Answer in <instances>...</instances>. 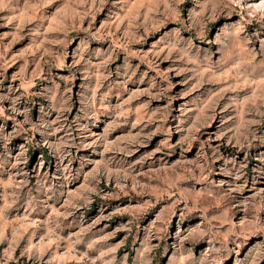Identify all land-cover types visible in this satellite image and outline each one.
<instances>
[{"label": "rangeland", "instance_id": "obj_1", "mask_svg": "<svg viewBox=\"0 0 264 264\" xmlns=\"http://www.w3.org/2000/svg\"><path fill=\"white\" fill-rule=\"evenodd\" d=\"M0 264H264V0H0Z\"/></svg>", "mask_w": 264, "mask_h": 264}]
</instances>
